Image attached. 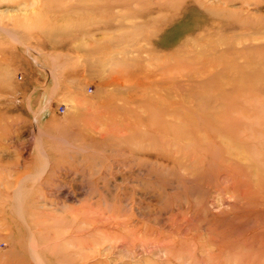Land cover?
Masks as SVG:
<instances>
[{
  "label": "rangeland",
  "instance_id": "rangeland-1",
  "mask_svg": "<svg viewBox=\"0 0 264 264\" xmlns=\"http://www.w3.org/2000/svg\"><path fill=\"white\" fill-rule=\"evenodd\" d=\"M0 264H264V0H0Z\"/></svg>",
  "mask_w": 264,
  "mask_h": 264
}]
</instances>
